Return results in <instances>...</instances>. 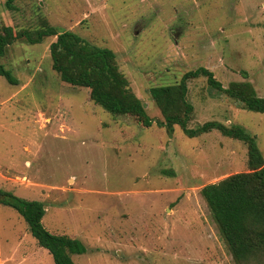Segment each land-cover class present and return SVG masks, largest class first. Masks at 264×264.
Wrapping results in <instances>:
<instances>
[{"label":"rangeland","instance_id":"1","mask_svg":"<svg viewBox=\"0 0 264 264\" xmlns=\"http://www.w3.org/2000/svg\"><path fill=\"white\" fill-rule=\"evenodd\" d=\"M7 1L0 32L46 23L112 50L152 124L111 114L89 88L63 82L50 58L55 36L15 40L0 57L18 80L0 76V189L41 201L44 227L84 244L74 264H237L200 189L248 171L246 144L215 129L187 137L174 125L169 133L156 124L163 117L149 90L204 67L223 87L249 81L264 97V0ZM186 83L188 127L240 125L264 157V112L244 109L204 76ZM0 264H54L4 204ZM242 264H264V254Z\"/></svg>","mask_w":264,"mask_h":264},{"label":"trees","instance_id":"2","mask_svg":"<svg viewBox=\"0 0 264 264\" xmlns=\"http://www.w3.org/2000/svg\"><path fill=\"white\" fill-rule=\"evenodd\" d=\"M11 1H7L9 7ZM47 36L56 37L49 45V52L52 69L63 82L89 88L90 99L111 114L135 116L144 127L152 124L143 104L119 70L116 54L109 48L91 44L70 30L58 31L46 23L38 28L17 31L2 27L0 57L15 40L38 44ZM0 76L10 84L18 83L12 72L1 63ZM199 76L206 77L210 87L224 92L250 111L263 113L264 97L256 94L249 81L230 82L223 87L204 67L184 73L176 85L155 86L149 90L163 117L156 124L165 126L169 133L174 125H178L187 137H196L215 129L223 136L246 144L248 171L231 174L200 189L221 238L237 264H242L250 257L264 254V157L255 136L248 134L240 125L228 127L217 121H207L194 128L188 127L193 107L186 100V82ZM163 173L170 172L163 170ZM0 204L14 208L22 216L30 234L39 246L51 254L54 264H74L72 255L86 252L79 239L54 234L44 227L42 218L45 209L41 201L22 199L0 189Z\"/></svg>","mask_w":264,"mask_h":264},{"label":"crops","instance_id":"3","mask_svg":"<svg viewBox=\"0 0 264 264\" xmlns=\"http://www.w3.org/2000/svg\"><path fill=\"white\" fill-rule=\"evenodd\" d=\"M34 238V237H33ZM35 239V238H34ZM30 240V239H29ZM32 243H33V241L32 240H30ZM32 251L33 250H30V252L27 254V256H26V258H28V255H30V254H32Z\"/></svg>","mask_w":264,"mask_h":264},{"label":"water","instance_id":"4","mask_svg":"<svg viewBox=\"0 0 264 264\" xmlns=\"http://www.w3.org/2000/svg\"><path fill=\"white\" fill-rule=\"evenodd\" d=\"M44 209H45V206H44Z\"/></svg>","mask_w":264,"mask_h":264}]
</instances>
